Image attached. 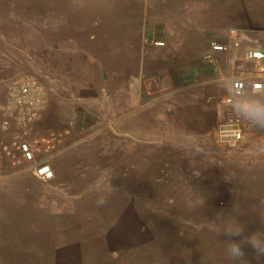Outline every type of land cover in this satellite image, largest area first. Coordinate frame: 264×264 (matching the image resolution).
Returning <instances> with one entry per match:
<instances>
[{
    "label": "crops",
    "instance_id": "obj_1",
    "mask_svg": "<svg viewBox=\"0 0 264 264\" xmlns=\"http://www.w3.org/2000/svg\"><path fill=\"white\" fill-rule=\"evenodd\" d=\"M212 41L227 49L212 51ZM250 50L264 52V0H0L3 196L44 198L50 221L81 211L118 217L109 233L129 238L122 249L136 261L158 247H138L149 236L144 217L167 243L184 238L187 206L208 207L210 217L235 206L246 234L264 231V130L233 113L220 86L264 82V59L248 58ZM39 69L45 109L26 130L5 127L16 81ZM223 123L241 128L237 148L220 142ZM19 136L52 166V179L37 177ZM17 174L34 181H10Z\"/></svg>",
    "mask_w": 264,
    "mask_h": 264
},
{
    "label": "rangeland",
    "instance_id": "obj_2",
    "mask_svg": "<svg viewBox=\"0 0 264 264\" xmlns=\"http://www.w3.org/2000/svg\"><path fill=\"white\" fill-rule=\"evenodd\" d=\"M167 175L165 170L159 178L162 180ZM28 180L31 179L24 174L10 176L12 182ZM2 192L0 190V264H232L225 253L223 241L226 237L218 236L213 229L212 220L217 211H214V217H210L208 207H197V210L186 207V220L181 226L184 238L172 239L179 248L165 246L168 242L173 244L171 239L167 243L159 242L163 239L154 237L155 230L149 229L155 220L151 222L144 217V223L150 225L149 236H138V247H158L154 253H141L136 261L122 249L130 244L129 238L125 244L116 241L109 233L115 229L118 217L100 220L99 217L81 216V211L72 219L59 213L55 221H50L55 217L45 213L47 207L43 206L45 200L40 195L38 199L28 195L29 191L11 190L7 197ZM34 199L38 204L36 214L30 207L35 203ZM146 229L143 224L139 233L143 231L145 234ZM246 250L245 259L249 264H258L248 246Z\"/></svg>",
    "mask_w": 264,
    "mask_h": 264
},
{
    "label": "built area",
    "instance_id": "obj_3",
    "mask_svg": "<svg viewBox=\"0 0 264 264\" xmlns=\"http://www.w3.org/2000/svg\"><path fill=\"white\" fill-rule=\"evenodd\" d=\"M235 31L232 30L231 33ZM153 44L157 46H164L165 42L158 40ZM239 45V43H236ZM212 51H225L227 46L223 43L212 41ZM31 58V57H30ZM207 58L212 62L214 57L208 54ZM248 58L255 60H263L264 52L260 50H250ZM264 72V66L260 68ZM46 73L42 70H37L36 74H28L16 81L13 90L11 91L9 102L6 106L7 119L4 121V126L8 127L13 122L20 130H26L33 122H35L45 109L47 103L48 90L41 80V77ZM234 86L248 87L245 79H233ZM258 87L264 89V82L257 80L250 83V88ZM229 101V98L227 99ZM218 138L221 143L229 148H237L244 138V134L238 126L232 123H223L218 130ZM18 143L25 156V158L34 162V170L37 177L42 180H50L54 177L52 166L46 161L36 160L34 148L28 140L23 136L18 137Z\"/></svg>",
    "mask_w": 264,
    "mask_h": 264
},
{
    "label": "clouds",
    "instance_id": "obj_4",
    "mask_svg": "<svg viewBox=\"0 0 264 264\" xmlns=\"http://www.w3.org/2000/svg\"><path fill=\"white\" fill-rule=\"evenodd\" d=\"M220 86L230 92L228 106L231 111L251 127L264 130V89L244 86L237 88L234 81L230 80L221 81ZM106 202L105 195H100L96 201L97 206H103ZM240 214L235 206L230 213L217 212L212 220L213 229L218 236L226 237L223 241L225 253L232 264H249L245 259L244 246L251 249L253 257L261 264L264 262V231L246 234L245 226L238 221Z\"/></svg>",
    "mask_w": 264,
    "mask_h": 264
}]
</instances>
